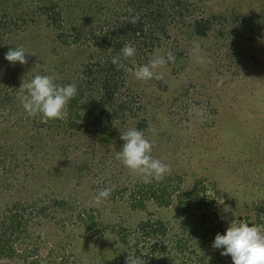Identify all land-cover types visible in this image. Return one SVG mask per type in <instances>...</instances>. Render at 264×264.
<instances>
[{"label":"rangeland","instance_id":"rangeland-1","mask_svg":"<svg viewBox=\"0 0 264 264\" xmlns=\"http://www.w3.org/2000/svg\"><path fill=\"white\" fill-rule=\"evenodd\" d=\"M113 1L121 10L118 20L124 19L128 0ZM101 2L103 0H86L84 4ZM106 7L104 11H109V6ZM203 9L207 14H225L229 22L214 21V30L205 37H192L178 25L171 27V38L149 58L166 56L169 51L176 57L174 62L160 69L164 74L162 80L136 79L135 69L144 64L139 62L144 59L136 57L126 61L128 88L125 93L136 100L132 104L136 107V117L126 128L103 135L99 129H92L80 133L74 140L55 138L59 145L54 143L52 132L49 134L41 128L39 136L45 142V155L51 162L49 177L45 175L43 179L34 171V177L27 179L24 185L15 179L8 190L0 186V206L7 200L11 204L24 198L30 202L46 193L45 199L68 198L72 210L59 213L61 218L52 214L33 217L32 243L24 241L26 244H23L21 240L16 247L20 254L30 248L35 251L27 258L24 255L18 259L2 258L0 264H33L36 256L41 264H127L129 253L140 264H163L159 260L170 264H198V256L208 257V262L217 258L218 249L212 247L213 242L203 241L215 238L218 232L224 233L231 220L245 221L250 217L249 223L256 224L255 206L264 205V0H205ZM78 12L71 15L75 17ZM92 14V11L80 14L78 24L90 32L89 35H96L95 48L98 49L102 42H109L102 36L113 25L100 32L95 18L87 21ZM91 30L95 32L93 35ZM52 35L44 23H38L11 37L7 44L22 45L35 54H27L29 62L25 64L12 63L5 67L6 63H11L5 59L9 48L5 45L4 53L0 54L1 72L15 75L14 70H23L33 75L44 70L43 73H52L64 60L69 62L70 70L77 69L86 59L85 53L80 54L75 47L66 49L52 41ZM106 46L110 55L120 54L113 45ZM141 119L148 123L142 131L152 141V155L168 164L167 174L183 177L182 188L189 189L196 178L205 177L220 190L221 198L213 202V208L219 212V220L225 222L224 232L208 222L201 224V212L183 214L176 193L172 194L169 206H161L154 200L146 201L144 209L132 206L129 192L134 182L142 179L132 174L116 156L123 145L121 131L136 128ZM61 142L70 146V154H60ZM73 160H86L90 171L77 179L78 173L71 166ZM126 187L128 191L123 197L117 196V200L107 198L99 205L92 203L95 194L103 188L112 191ZM4 208L1 206V213ZM80 209L92 212L98 223L103 224L104 231L97 235L87 233L79 221ZM27 210L36 212L30 207ZM147 219H161L168 233L141 241L137 226ZM189 234L193 237L183 242L182 250L179 240L188 239ZM125 235H128V243L123 241ZM138 240L140 243L136 246ZM155 243L157 250L152 254ZM161 244L166 246L163 251ZM137 249H140L139 255ZM147 254L152 255L147 257Z\"/></svg>","mask_w":264,"mask_h":264},{"label":"trees","instance_id":"trees-1","mask_svg":"<svg viewBox=\"0 0 264 264\" xmlns=\"http://www.w3.org/2000/svg\"><path fill=\"white\" fill-rule=\"evenodd\" d=\"M6 1L0 0V54L4 53L5 45L9 48L14 47L13 44H7L11 37L24 31L26 27L44 23L47 30L53 33L52 41L59 42L66 49L72 47L79 49L80 54L85 53L86 59L82 60L74 71L70 70L69 62L64 60L59 62V66L55 67L52 73L47 71L43 73L44 70H40L33 75H28L23 70H14L15 75L2 73L0 66V186L2 190H8L15 179L24 185L27 179L34 177V171H37L36 176H42L43 179L45 175L49 177L48 164L50 165L51 162L45 155L47 154L45 142L39 136L41 128L49 134L52 132L54 143L59 145L60 142H55V138L62 140L69 137L74 140L80 133L91 132L92 129L93 131L99 129L102 135L113 133L115 130L119 132L136 117V107L132 105L136 103V100L131 94L125 93L128 88L127 72L124 67L127 60L124 61V66L118 69L112 63V57L117 55H110L106 45H113L119 52L125 43L134 46L136 54L129 59L142 57L144 60L140 59L139 62L143 61L141 63L145 64L154 50L171 38L169 36L171 27L178 25L192 37H205L214 30V21L229 22L225 14H207L203 9L205 0H128L127 7H124L125 18L119 17L120 20L117 17L121 15V10L119 11L113 0H108V3L103 0L96 5L95 3L84 4L86 0ZM118 1L122 2V0ZM107 5L110 7L107 9L109 11H104ZM90 11L93 14L87 18V21L95 18L96 22H99L100 32L104 30V27L109 28L110 24L113 25L102 36L109 39V42H102L98 49L95 48L96 35H89L90 32L88 33L81 24H78L79 15L88 14ZM77 12V16L71 15ZM133 15L139 17L136 24L130 21ZM83 25L86 26L85 23ZM91 32L92 35L95 33L93 30ZM11 64L6 63L5 67H10ZM16 64L20 65L19 62ZM55 70L59 76L56 82L76 83L78 94L69 102L62 119L30 117L17 95L22 79L30 80L36 74H48L55 77ZM147 127L146 119H141L136 126L140 130H146ZM73 140L71 141L76 144ZM69 147L61 142L60 154L63 156L70 154ZM76 160H73L74 163L71 166L74 172L78 173L76 174L78 179L91 168L86 160ZM182 181L183 177L174 173L166 174L160 181L152 180L149 183L143 180L135 181L129 192V201L133 207L140 209L146 208L148 200H154L161 206H169L172 203V194L176 193V199L181 205L183 214L188 211H194L195 214L201 212V224L208 222L210 226L224 232L225 222L219 220V212L216 207L213 208V202L221 198L220 190L215 185L212 186L213 183L207 182L205 177L196 178L189 189L181 187ZM127 191L128 187L123 190H112L109 198L113 201L117 200V196L123 197ZM45 195L46 193L41 194L36 200L30 202L24 198L12 204L8 200L2 203V208L4 206L5 208L4 213L0 210V259H18L22 255L27 258L35 251L30 248L28 252L20 254L16 247V244H21V240L23 244L32 243L30 239L33 233L30 230V224L34 223L31 222L33 217L44 218L52 214L53 217L61 218L58 216L59 213L72 210V204L68 198L45 199ZM27 207L36 209V212L28 211ZM255 209L256 224L264 227V205L258 204ZM79 213V221L83 223L87 233L97 235L104 231L103 224L98 223L92 212L88 213L86 209H80ZM245 221L249 222L250 217H246ZM137 230L141 232V241L158 235L165 236L168 233V227L161 219L142 220ZM192 237L193 235L189 234L188 239L181 238L179 248L183 250V242L189 241ZM208 240L205 239L203 242H213L214 238ZM123 241L129 242L128 235L124 236ZM139 243L138 240L135 245ZM165 248L166 246L161 244L160 250L163 251ZM156 250L157 243L152 246V254ZM216 253L217 258L209 262L206 261L208 257L198 256V264H232L231 256L221 255V249H218ZM136 254H140V249L136 250ZM152 254H147V257ZM38 257L32 260L33 264H41ZM163 261L165 260H159L160 263L170 264L169 261Z\"/></svg>","mask_w":264,"mask_h":264},{"label":"clouds","instance_id":"clouds-1","mask_svg":"<svg viewBox=\"0 0 264 264\" xmlns=\"http://www.w3.org/2000/svg\"><path fill=\"white\" fill-rule=\"evenodd\" d=\"M138 19L139 17L133 15L130 21L136 24ZM26 53L35 54L26 51L22 45H14L5 53V59L13 64L17 62L25 64ZM135 54L136 48L125 43L120 48V55L112 57V63L119 69L124 66V61L134 57ZM175 59L171 51L166 56L157 55L148 63L137 67L134 75L141 81L162 80L164 74L160 69L169 62H174ZM18 89V99L26 113L30 117L39 116L47 119H62L69 102L78 94L76 83L60 84L56 82L54 76L48 74H36L27 81L23 78ZM120 139L123 145L117 152L116 158L132 174L140 177L145 183L164 178L169 166L152 155L153 144L145 136L144 131L129 128L121 131ZM110 195L111 189L103 188L95 194L92 203L99 205ZM212 247L221 249V255L231 256L232 264H264V227L245 222L243 219H233L224 233L218 232L215 235ZM109 259L112 258L107 260ZM127 264H140V262L129 253Z\"/></svg>","mask_w":264,"mask_h":264}]
</instances>
